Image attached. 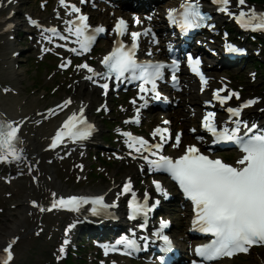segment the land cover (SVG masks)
Masks as SVG:
<instances>
[{
    "label": "snow or ice",
    "instance_id": "6c2138e0",
    "mask_svg": "<svg viewBox=\"0 0 264 264\" xmlns=\"http://www.w3.org/2000/svg\"><path fill=\"white\" fill-rule=\"evenodd\" d=\"M59 5L65 10L68 17L63 22L65 28L63 31L57 27H46L41 29L42 39L48 44H53L54 40L63 41L64 43H55V48H65L69 53L77 56H84L93 49L101 34L106 33L103 26L92 27L89 23V16L83 14L80 7L75 3H69L68 0H58ZM12 4L13 0H7ZM81 4L87 3V0H80ZM217 4V11L235 18L236 22L244 29L264 30V13H258L254 8L247 9L241 7L238 13L229 10L228 5L232 0H213ZM237 5H245L246 0H236ZM43 7V5H42ZM57 19H63L57 12ZM169 22L176 25L182 33H188L190 30L201 27L208 19L207 14L202 11L198 0H184L177 8L167 10ZM151 20V17H148ZM33 27L41 28V25L29 18ZM136 23L140 24L139 18ZM211 27V25H207ZM116 37L114 47L108 55L101 61L103 71L90 66L87 62L76 65L77 71H86L84 79L98 84L104 90L107 96L110 89V81L115 86L121 82H137L138 99L142 101L136 107V117L132 121L125 123H140V110L146 108L151 100H161V93L158 90V81L165 79V70L171 69V79L174 84L178 83L176 75L179 70V61L173 59L171 64L162 62L150 63L139 62L136 59V53L139 48V38L148 36L151 28H145L143 32H129L128 24L123 18H119L113 28ZM67 33V34H64ZM131 37L130 46L125 44L124 37ZM69 43L75 44V47H69ZM53 49L45 47L42 51L50 52ZM225 51L229 53H244L245 49L232 44H225ZM148 55H152L151 52ZM188 66L193 73L200 79L201 91L207 83L206 77L200 70V58L188 54ZM72 65L70 59L64 60L60 67L66 69ZM104 81L100 83V81ZM226 87V86H225ZM225 87L217 88L212 91V99L206 100L205 104L212 101H218L221 106L235 97L239 100V93L228 90L226 94ZM8 91V89H4ZM258 98L248 99L239 104L237 107H226L228 120L231 126H218L215 116L216 113L206 111L201 118V127L207 133L213 143L229 142L235 145L239 150V156L234 163H227L220 158L210 156L203 152L196 144L182 146L183 133L175 134L174 143L172 133L169 128L162 126L156 127L152 133V141L143 137L134 136L130 132L121 133L124 136L125 143L129 148V155L133 159H142L150 172H164L171 176L184 196L191 201L195 213L193 225L201 233L210 234L212 239L195 249L196 254L202 257L204 261H214L220 257H231L236 253H247L254 245H264V131H259L256 123H249L242 120V109L250 107ZM167 102L166 98H164ZM72 103L71 99H66L62 104L56 107L63 111ZM134 107L137 100L130 102ZM99 110V109H98ZM50 114H55L53 109H48ZM47 119V117H44ZM27 119V118H25ZM23 121L16 122L12 120L0 119V164L23 163L25 155L23 150V141L19 132ZM168 125L170 121H164ZM94 131V125L89 123L84 115V108L81 107L79 112H73L69 115L50 137L49 149H56L68 140L73 143H81L89 139ZM193 133L197 132L196 128L191 129ZM197 140L203 141L202 135L196 136ZM165 145L177 151L176 155L165 154ZM135 153V155H133ZM34 167V165L32 166ZM29 167V171H32ZM81 169L83 168L80 165ZM144 170V166H141ZM35 180L36 177L34 176ZM155 189L165 198L168 193L164 190L158 181H153ZM131 180L124 184L121 193L118 195L131 192ZM52 201L48 208L41 206L37 201H31L33 207L39 211H51L52 209H63L70 212L79 213L86 204H91L93 215H99L101 211L115 205L105 204L103 196L88 198L84 196H60L57 197L55 192L51 193ZM149 196L145 193L143 203L139 202L135 193H132V199L128 202L130 218L135 219L138 215L147 216L153 210L155 205L149 206ZM159 204V201H156ZM75 225L70 224L65 230V236ZM143 227V225H141ZM169 227V222L161 220L160 229ZM156 235L164 243L161 249L167 252L172 247V242L163 231ZM15 239L2 249L4 255L0 259V264H10L13 259L12 247ZM69 240L66 238L64 244L67 245ZM122 245L123 254H131L132 251H138L139 246L135 239L121 238L116 241L115 245H103L105 255L109 250H116L117 246ZM64 252V248H60ZM161 264H165L164 258L161 257ZM195 264V262H194Z\"/></svg>",
    "mask_w": 264,
    "mask_h": 264
},
{
    "label": "bare ground",
    "instance_id": "6f19581e",
    "mask_svg": "<svg viewBox=\"0 0 264 264\" xmlns=\"http://www.w3.org/2000/svg\"><path fill=\"white\" fill-rule=\"evenodd\" d=\"M21 2V0H13L12 4H8L7 0H1V5H0V10L6 8L7 11L4 15L0 14V38H2L5 41V46L2 48L4 52L0 53V61L2 64L6 67L5 69H0V80L2 81L3 79H9L10 84V91L14 93V95H5V91L0 89V114L2 116H5L9 120L20 122L23 121L20 127V138L23 141V150L29 152V157L25 159L23 163H13L11 166L14 169H17L19 172L18 174L20 176H23L28 179L29 182H31V176H35V173L41 175L38 179H33L32 182L39 184L41 179L48 180L49 181V186L53 191H58V194L61 193H67V191L64 189L63 185L55 179L54 172L48 168V167H41L42 165V159L44 156L48 157H54L57 158L60 154V151L57 149L55 151H50L48 150L47 146L50 140V136L52 132L54 131V124L52 123L47 124L44 127H37L32 130L30 127V124L32 121L37 120L38 122H42L45 120H49L51 117L54 116V114L48 113H39L40 109L35 103V100L25 102L23 103L22 101H19L18 97L16 96L17 88L20 84V82L23 79V74L21 71L18 69L14 68V63L16 62V59L14 57V52H16L15 49L12 48L11 44V36L14 35V31L17 30L18 25L14 24L11 19L7 18V14L9 12H13L14 15L16 14L17 11V4ZM19 7H25V5H21ZM5 76L4 78H2ZM78 84V83H77ZM91 83L89 81H80L79 82V88H87ZM78 86L76 85V95L72 99V103L67 107L64 108L65 112H70V111H79L81 107L84 108V111L87 113L88 112V107L83 104L82 100L80 99L78 101ZM79 89V90H80ZM192 101L196 102L197 97L191 96ZM86 101V100H85ZM257 108L253 109H246L244 112L246 114H249V117H253L254 115L256 116L259 113L264 114V110L258 109L257 112L255 111ZM55 113V112H54ZM34 116V115H36ZM44 117H47L45 119ZM27 118V119H25ZM179 119L181 120L182 117L179 116ZM54 122V121H53ZM55 123V122H54ZM64 154H73L75 153L74 148L67 147L64 151ZM9 166V164H2L3 167ZM34 165V167H32ZM29 167H32V171H29ZM31 179V180H29ZM7 186H11L10 183L6 182L5 183ZM110 186V185H109ZM108 186V187H109ZM107 188H105V193H106V198L109 200H113L115 198L114 192L113 191H107ZM101 192H89L91 194H96V193H102ZM64 193V194H65ZM33 201L31 197L30 191L23 192V195L21 196L20 200H18L16 204L19 206V211L17 212V219L15 222H13V227L15 225V230H18L19 228H23L26 226L27 222L30 220V213L32 210V203ZM41 206L45 207L42 203H39ZM49 206H46L45 208H48ZM35 208V207H33ZM37 211H39L38 208H35ZM33 212V211H32ZM43 214L45 216H51L57 214L55 210L51 211H44ZM34 215V214H33ZM35 217V215H34ZM14 233V232H13ZM12 233V230L10 232H6L2 234L1 238H3V244L9 242L13 237L14 234Z\"/></svg>",
    "mask_w": 264,
    "mask_h": 264
},
{
    "label": "rangeland",
    "instance_id": "374dc122",
    "mask_svg": "<svg viewBox=\"0 0 264 264\" xmlns=\"http://www.w3.org/2000/svg\"><path fill=\"white\" fill-rule=\"evenodd\" d=\"M36 12L37 10H35L34 13ZM1 44H2V40H0V50L2 49ZM16 48L21 52L20 56L18 57V59H20V61L18 60L20 66L18 69H22V71L25 73L24 80L20 84L21 88H20L19 96L21 98L28 99V101L35 99L40 106L46 107L48 104H50L49 103L50 100L53 99V97L49 96L50 89L54 87L57 82L58 83L61 82L62 78L58 77L57 80H54L52 78H47L46 76L51 73L50 68H47V66L44 65L43 66L37 65L35 63L34 54L30 51L27 45L25 44L20 45L19 47ZM253 51H255V55H256L255 58L261 60L259 47L255 46L253 48ZM260 66L261 68L256 69L258 71H257L256 80L254 81L255 84H250L247 87L248 90L254 91L256 94L259 95L264 93V63H262V65ZM243 74L241 73V78L238 80L241 81L242 86L245 87L246 86L245 80L247 79L244 77ZM44 83L47 84V86ZM249 88H253V89L251 90ZM60 91L66 92V93H62L61 94L62 96H66V94L72 93L70 92V90H67L64 86L61 88ZM43 92H48L46 98L43 97ZM54 168L57 171L56 177L60 180V182H62L65 185V187L69 189V191L74 192L77 191L78 188L79 189L85 188L84 183L82 181L80 182V184H75L74 177H71L69 179V173L72 170H74L75 177L77 180L79 170L76 163H73L71 168L69 169H67V166H65L64 164L58 165L57 168L54 166ZM17 181H22L25 186H28V184H26L24 179H19L14 182ZM94 182L95 183L93 186L91 185L88 186L92 188L91 190H98L100 186H102V184L98 181H94ZM0 192H1L0 199L3 200V204L0 207V235H1L3 232L9 229V226L11 225V220L17 218L16 216L17 208L16 205L13 204L17 197L14 194V190L10 191L4 185L0 186ZM49 222L45 220L43 223L46 224L45 229L49 230L50 234L52 235V232H54L57 229V227L51 226ZM22 232L24 233L25 230H23ZM44 235L45 234L42 233L38 237L41 238L42 246L44 249L38 248V245L40 244L39 242L40 240L35 236H31V234H28L29 240L24 241V239L23 240L20 239L18 244L14 248L17 252L18 260L16 262H13L12 264H24V261L26 260L30 261L27 264H54L52 263L53 260H50L51 253L53 256L54 254L53 244L57 241L59 237L54 236L53 238H50V236L45 237ZM33 249H37L36 253H33L34 252ZM75 262L76 264H80V263L87 264V262H83V260H81L80 258L76 259Z\"/></svg>",
    "mask_w": 264,
    "mask_h": 264
}]
</instances>
